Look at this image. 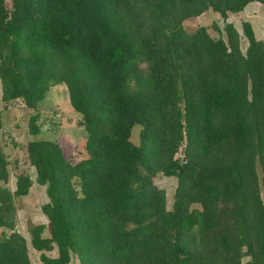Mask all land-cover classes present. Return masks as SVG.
<instances>
[{"label":"trees","instance_id":"obj_1","mask_svg":"<svg viewBox=\"0 0 264 264\" xmlns=\"http://www.w3.org/2000/svg\"><path fill=\"white\" fill-rule=\"evenodd\" d=\"M251 2L264 4L0 0L3 101L36 109L64 83L88 130L79 161L51 139L27 145L47 187L48 224L30 228L43 264H264V40L244 22V51L227 21ZM209 9L220 35L187 32ZM9 165L0 141V264H32L15 196L33 181L22 172L12 191ZM159 173L178 179L172 208Z\"/></svg>","mask_w":264,"mask_h":264},{"label":"rangeland","instance_id":"obj_2","mask_svg":"<svg viewBox=\"0 0 264 264\" xmlns=\"http://www.w3.org/2000/svg\"><path fill=\"white\" fill-rule=\"evenodd\" d=\"M11 7L12 0H6ZM228 22L235 24L242 39V48L246 51L249 44L243 29V23L251 22L256 35L264 40V5L251 3L244 11L229 13ZM224 18L219 12L212 9L199 16H193L184 21L187 32H193L200 26L207 27L211 35L218 37L220 29L225 27ZM2 82L0 79V110L3 113L4 126L0 130V141L10 161L9 178L7 185L12 191L17 186V177L20 173H28L34 180L29 194L15 196L17 206L18 227L28 238L31 237L30 228L36 223H48V217L43 211V205L48 201L47 187L36 181V169L28 157L27 145L34 137L51 139L60 143L66 155L73 161H79L84 157V146L88 138V130L81 124L82 115L76 111L70 101L66 84H57L50 88L46 98L42 100L36 109L28 108L22 99L5 102L2 99ZM33 114L39 115L41 132L33 136L29 129V120ZM142 125L136 124L132 131L131 139L137 145L140 144V132ZM183 156V148L177 154ZM32 180V181H33ZM155 183L167 191L168 207L172 208L175 200V192L178 179L175 176H167L159 173L154 177ZM1 230V228H0ZM46 233L49 234L48 229ZM0 237L2 232L0 231ZM32 258L35 264H43L40 253L34 249L30 242ZM56 255L57 250L48 252ZM70 264H81L78 257H74Z\"/></svg>","mask_w":264,"mask_h":264},{"label":"crops","instance_id":"obj_3","mask_svg":"<svg viewBox=\"0 0 264 264\" xmlns=\"http://www.w3.org/2000/svg\"><path fill=\"white\" fill-rule=\"evenodd\" d=\"M251 3H255V2H251ZM251 3H249V4H251ZM260 3V2H259ZM248 4V5H249ZM261 4H263V3H261ZM247 5V6H248ZM264 5V4H263ZM247 6H246V8H247ZM245 10V9H244ZM243 10V11H244ZM242 12V11H241ZM2 99H3V94H2ZM5 125V124H4ZM32 140V139H31ZM32 178V177H31ZM33 180V179H32ZM33 182H34V180H33ZM17 183V182H16ZM32 186H33V184H32ZM31 186V187H32ZM16 188H17V186H16ZM16 190V189H15ZM30 191H31V188H30ZM36 224H43V223H36ZM48 224V223H47ZM19 228V227H18ZM20 230V229H19ZM1 232H2V228H1V230H0ZM20 232H21V230H20ZM22 233V232H21ZM26 238H27V242H28V251H29V255H30V259H31V261H32V264H35L34 263V261H33V258H32V253H31V248H30V242H31V237L30 238H28L24 233H22ZM45 235H49V234H47L46 232H45ZM31 245H32V243H31ZM35 249V248H34ZM36 250V249H35ZM56 250V249H55ZM55 250H53V251H51V252H54ZM38 251V250H37ZM40 254H41V252L40 251H38ZM43 263V262H42Z\"/></svg>","mask_w":264,"mask_h":264}]
</instances>
